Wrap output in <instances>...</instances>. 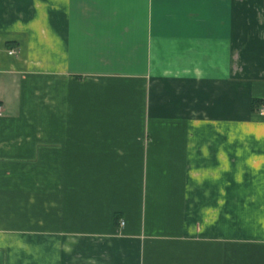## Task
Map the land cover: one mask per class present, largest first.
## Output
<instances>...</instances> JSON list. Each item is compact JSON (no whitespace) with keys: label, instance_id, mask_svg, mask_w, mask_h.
<instances>
[{"label":"crops","instance_id":"1","mask_svg":"<svg viewBox=\"0 0 264 264\" xmlns=\"http://www.w3.org/2000/svg\"><path fill=\"white\" fill-rule=\"evenodd\" d=\"M0 106V264H264V0H0Z\"/></svg>","mask_w":264,"mask_h":264},{"label":"built area","instance_id":"2","mask_svg":"<svg viewBox=\"0 0 264 264\" xmlns=\"http://www.w3.org/2000/svg\"><path fill=\"white\" fill-rule=\"evenodd\" d=\"M8 52L9 53H14L15 51H14V49H9L8 50ZM261 113H263L264 112V106H263V108L261 109V111H260ZM2 113V107L0 106V114ZM123 224V221H121V225Z\"/></svg>","mask_w":264,"mask_h":264}]
</instances>
